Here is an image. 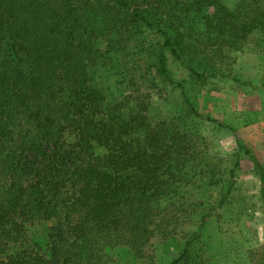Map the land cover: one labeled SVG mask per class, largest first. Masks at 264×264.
<instances>
[{"label": "trees", "instance_id": "trees-1", "mask_svg": "<svg viewBox=\"0 0 264 264\" xmlns=\"http://www.w3.org/2000/svg\"><path fill=\"white\" fill-rule=\"evenodd\" d=\"M255 33L264 0H0V264H109L116 249L145 258L169 234L165 202L195 180L224 206L234 183L212 173L203 124L233 133L264 220V166L233 129L196 111L166 57L191 79L230 78L231 54ZM109 72L128 92L121 100L98 81ZM165 85L181 88L184 109L153 123L145 102ZM36 220L53 223L43 249L27 244ZM197 240L191 233L169 264L191 263Z\"/></svg>", "mask_w": 264, "mask_h": 264}, {"label": "rangeland", "instance_id": "rangeland-1", "mask_svg": "<svg viewBox=\"0 0 264 264\" xmlns=\"http://www.w3.org/2000/svg\"><path fill=\"white\" fill-rule=\"evenodd\" d=\"M224 3L233 8L236 0ZM152 40L150 37L148 42ZM166 57L172 79L182 85L196 111L233 129L264 166V33L253 34L241 50L231 54L230 78L191 79L169 54ZM98 81L109 98L121 100L128 94L123 81L113 72ZM145 103L146 114L153 123L175 121L184 109L178 85L162 86ZM199 132L208 145L216 179H230L234 183L231 199L220 206L212 186L207 181L195 180L188 186V193L182 191L164 204L169 219L168 236L155 235L142 259H134L125 249L107 250L109 264H169L181 253L191 233L197 234L198 240L196 257L189 264H264V220L259 181L252 164L238 152L232 132L217 129L213 124H203ZM190 136L200 146L197 151H204L202 141L193 133ZM96 153L102 151L96 149ZM202 217L206 218L198 228ZM52 225L40 220L26 225L29 247L43 249Z\"/></svg>", "mask_w": 264, "mask_h": 264}]
</instances>
